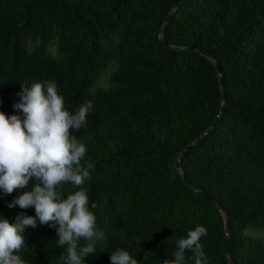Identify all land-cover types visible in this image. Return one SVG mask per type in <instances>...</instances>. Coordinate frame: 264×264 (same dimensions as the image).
<instances>
[{
    "label": "trees",
    "instance_id": "trees-1",
    "mask_svg": "<svg viewBox=\"0 0 264 264\" xmlns=\"http://www.w3.org/2000/svg\"><path fill=\"white\" fill-rule=\"evenodd\" d=\"M173 2L0 0V111L24 119L14 105L22 84L35 82H54L73 114L93 103L87 125L72 131L87 149L82 163L94 165L82 187L103 234L79 242L95 248L82 264H111L116 249L164 264L197 225L207 229V264H229L223 211L233 264H264V0H178L160 36ZM203 52L220 66L225 95L218 121L180 159L199 192L175 159L222 103L217 66ZM77 190L65 186L63 198ZM19 194L0 193V218L35 216L8 207ZM57 240L51 223H38L19 255L64 264ZM184 264H195L191 252Z\"/></svg>",
    "mask_w": 264,
    "mask_h": 264
},
{
    "label": "clouds",
    "instance_id": "clouds-1",
    "mask_svg": "<svg viewBox=\"0 0 264 264\" xmlns=\"http://www.w3.org/2000/svg\"><path fill=\"white\" fill-rule=\"evenodd\" d=\"M22 100L14 107L19 115L8 116L0 111V193L20 194L8 204L9 208L35 209V216L21 214L15 223L0 218V264H24L20 252L25 247V231L39 224L56 228L57 246L64 248V264H82L95 248L89 244L80 247V241L102 237L96 231V216L89 208V197L82 187L91 179L94 165L82 161L86 146L72 131L87 125V116L93 108L91 100L80 105L75 114L65 109V100L54 82H35L30 87L22 84ZM35 179L36 183L30 182ZM80 190L63 198L65 186ZM97 205L91 204V209ZM58 226V227H57ZM207 229L197 225L186 238L176 241L174 260L164 264H184L186 252H191L195 264H207L201 238ZM111 264H138L127 250L111 252Z\"/></svg>",
    "mask_w": 264,
    "mask_h": 264
},
{
    "label": "water",
    "instance_id": "water-1",
    "mask_svg": "<svg viewBox=\"0 0 264 264\" xmlns=\"http://www.w3.org/2000/svg\"><path fill=\"white\" fill-rule=\"evenodd\" d=\"M178 3V0H174L169 12L167 13L166 17L164 18V21L162 23V26H161V29H160V32H159V35L161 36L164 28H165V25L170 17V15L172 14L174 8L176 7ZM166 44V43H164ZM170 46V45H169ZM172 46V45H171ZM172 47H178V48H181L183 46H172ZM187 48H191V49H194L195 47L193 46H187ZM199 50V49H198ZM205 53V52H203ZM208 57H210L214 62H215V65L217 66V69H218V76H219V85H220V88H221V91H222V103H221V106H220V110L218 112V114L214 117L213 121L211 122V124L200 134H198L191 142H189L186 146H184V148L180 151V153L178 154V156L176 157L175 159V167L177 168V170L182 174V177H183V180L185 181V183H187L190 187H192L194 190L196 191H199L200 190L198 189V187L196 185H194L187 177L186 175L184 174V172L182 171L181 167H180V159H181V156L182 154L184 153V151L189 148L194 142H196L202 135H204L208 130H210L214 125L215 123L218 121V117L220 114H222L223 112V108H224V104H223V99H224V95H225V91H224V87H223V82H222V78H221V68L220 66L218 65L216 59L211 55V54H208V53H205ZM202 194L208 198L209 200H211L213 203H215L217 206H219L221 208V206L219 205V203L214 199L212 198L210 195L202 192ZM223 217H224V224H225V234H226V245H225V249H226V253H227V259H228V262L229 264H233L232 262V256H231V248H230V244H229V232H230V227H229V223H228V216H227V213L226 211H223Z\"/></svg>",
    "mask_w": 264,
    "mask_h": 264
},
{
    "label": "rangeland",
    "instance_id": "rangeland-1",
    "mask_svg": "<svg viewBox=\"0 0 264 264\" xmlns=\"http://www.w3.org/2000/svg\"><path fill=\"white\" fill-rule=\"evenodd\" d=\"M50 50H51L52 52H55V46L52 45V46L50 47ZM104 74H106V72H105ZM104 82L108 83L107 78L105 79ZM104 82H103V83H104Z\"/></svg>",
    "mask_w": 264,
    "mask_h": 264
}]
</instances>
